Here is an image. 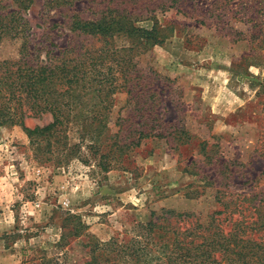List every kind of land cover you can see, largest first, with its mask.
<instances>
[{
	"label": "rangeland",
	"instance_id": "374dc122",
	"mask_svg": "<svg viewBox=\"0 0 264 264\" xmlns=\"http://www.w3.org/2000/svg\"><path fill=\"white\" fill-rule=\"evenodd\" d=\"M4 16L0 63L110 43L104 102L74 91L41 141L25 128L50 113L0 124V264H85L92 241L135 237L168 210L204 226L237 198L264 212V0H0ZM112 144L129 148L105 157Z\"/></svg>",
	"mask_w": 264,
	"mask_h": 264
},
{
	"label": "trees",
	"instance_id": "16d2710c",
	"mask_svg": "<svg viewBox=\"0 0 264 264\" xmlns=\"http://www.w3.org/2000/svg\"><path fill=\"white\" fill-rule=\"evenodd\" d=\"M66 1L72 3L75 0ZM5 18L0 19V42L9 31ZM92 32V29L83 31L84 34ZM101 37L104 41L100 47L84 48L83 45L80 50L67 47L58 57L49 56L45 65L32 66L24 60L0 63V124L19 122L23 125L25 116L50 113L53 121L47 126L25 128L31 142L41 141L65 124L63 106L69 103L64 99L74 91L91 89L99 103L104 102L106 80L100 79L104 74L99 72L105 66V53L109 51L110 42L105 36ZM99 122L97 130L100 133L103 127L102 121ZM138 134L153 136L142 130ZM118 135L119 131L112 132L110 139H116ZM118 145L112 144L105 157L111 156L116 146L120 149L116 159L126 154L129 146ZM132 145L138 146L139 142ZM103 167L108 171L106 166ZM250 200L254 198H237L234 210H229L233 201L222 202L223 210L211 216L206 226L197 222L187 225L189 214L164 211L156 220L139 224L135 237L110 238L105 242L94 240L86 245L90 249L85 264H264V238L253 237L256 226L259 231L264 229V212L259 206L255 210L256 220L253 219L248 205L245 207L240 203ZM228 222H232L230 229H227ZM63 245L62 241L58 246ZM38 264H70V257L67 252L63 256L45 254Z\"/></svg>",
	"mask_w": 264,
	"mask_h": 264
}]
</instances>
